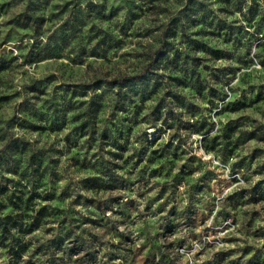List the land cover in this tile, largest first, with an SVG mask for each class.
Returning a JSON list of instances; mask_svg holds the SVG:
<instances>
[{
	"label": "rangeland",
	"instance_id": "374dc122",
	"mask_svg": "<svg viewBox=\"0 0 264 264\" xmlns=\"http://www.w3.org/2000/svg\"><path fill=\"white\" fill-rule=\"evenodd\" d=\"M0 218V264H264V0H0Z\"/></svg>",
	"mask_w": 264,
	"mask_h": 264
},
{
	"label": "trees",
	"instance_id": "16d2710c",
	"mask_svg": "<svg viewBox=\"0 0 264 264\" xmlns=\"http://www.w3.org/2000/svg\"><path fill=\"white\" fill-rule=\"evenodd\" d=\"M168 48V42L166 35L161 32L158 44L154 49H152L148 53L147 60L145 64L136 72L134 73H120L111 77H105L103 78V82L108 86H118L123 87L131 82H141L145 79L147 74H154V67L157 64V62L163 58L166 54ZM49 214L48 209L45 206H40L32 215H30V218L32 220V226H37L41 222V218L44 216H47ZM3 217L5 219H10L13 217V214L7 213L4 214ZM1 219V218H0ZM18 224L17 221H14L12 226H16ZM26 247V244L24 241H21L18 243L17 248L13 249L8 246V249H10L12 252L19 253L20 251L24 250Z\"/></svg>",
	"mask_w": 264,
	"mask_h": 264
}]
</instances>
